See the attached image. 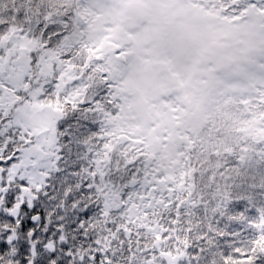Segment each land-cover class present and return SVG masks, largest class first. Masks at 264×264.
Returning <instances> with one entry per match:
<instances>
[{"label":"snow or ice","instance_id":"1","mask_svg":"<svg viewBox=\"0 0 264 264\" xmlns=\"http://www.w3.org/2000/svg\"><path fill=\"white\" fill-rule=\"evenodd\" d=\"M0 264H264V0H0Z\"/></svg>","mask_w":264,"mask_h":264}]
</instances>
